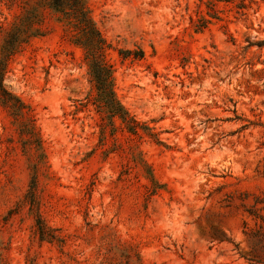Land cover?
I'll return each mask as SVG.
<instances>
[{
    "label": "rangeland",
    "instance_id": "obj_1",
    "mask_svg": "<svg viewBox=\"0 0 264 264\" xmlns=\"http://www.w3.org/2000/svg\"><path fill=\"white\" fill-rule=\"evenodd\" d=\"M84 1L136 123L92 103L83 50L44 10L4 86L34 116L39 212L62 242L36 234L0 104V264H264V0ZM22 6L0 0V57Z\"/></svg>",
    "mask_w": 264,
    "mask_h": 264
},
{
    "label": "trees",
    "instance_id": "obj_2",
    "mask_svg": "<svg viewBox=\"0 0 264 264\" xmlns=\"http://www.w3.org/2000/svg\"><path fill=\"white\" fill-rule=\"evenodd\" d=\"M23 1V14L13 27L7 32L3 41L0 57V104L13 117L18 126L20 142L24 154L27 156L32 168L30 191L27 201L30 211L35 217L40 241H60L55 231L50 229L40 215V202L37 196L38 177L46 164L42 139L35 124L32 111L20 98L10 93L4 86V78L8 70L10 60L29 43L32 38L43 35L42 24L44 22V10H49L57 16L62 23L66 39L84 52V61L88 67L90 82L95 91L92 103L108 114L109 118H119L123 123H136L130 117L128 111L117 99L114 89V66L107 60V52L110 44L103 36L84 0H34V3ZM244 2L245 0H240ZM251 45V44H250ZM261 47V45H259ZM123 58L131 55L130 52H121ZM262 222L258 234L261 236V244L264 249V217L255 216ZM251 262L258 263L251 259Z\"/></svg>",
    "mask_w": 264,
    "mask_h": 264
}]
</instances>
